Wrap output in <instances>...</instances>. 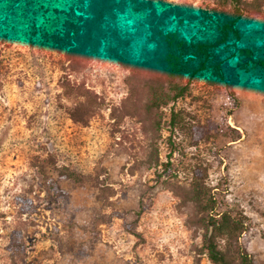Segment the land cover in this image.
Wrapping results in <instances>:
<instances>
[{"label": "rangeland", "instance_id": "obj_1", "mask_svg": "<svg viewBox=\"0 0 264 264\" xmlns=\"http://www.w3.org/2000/svg\"><path fill=\"white\" fill-rule=\"evenodd\" d=\"M246 1L240 37L149 108L174 92L163 35L214 42L229 4L0 0V264H214L220 211L264 264V0Z\"/></svg>", "mask_w": 264, "mask_h": 264}, {"label": "trees", "instance_id": "obj_2", "mask_svg": "<svg viewBox=\"0 0 264 264\" xmlns=\"http://www.w3.org/2000/svg\"><path fill=\"white\" fill-rule=\"evenodd\" d=\"M221 3L229 4L233 15L220 23L219 37L214 42H188L183 36H178L173 32L163 35L165 68L170 82L174 83V92H166L161 87H149L150 97L147 102L149 108L169 104L179 96L184 95L187 85L178 84L176 79L183 78L186 73L193 76L198 70L206 68L207 61L213 57L215 46L226 43L230 37L236 39L240 37L236 24L241 16L248 12L250 2L246 0H221ZM196 57L200 58L199 63L196 68L191 69V61ZM255 62L264 67L263 59H257ZM189 81L190 79L187 83ZM230 94L238 102L235 92L231 91ZM195 198L197 201L200 200L198 196ZM207 200L209 202V199ZM214 206L215 201H212L209 208ZM201 222L205 228L203 234L204 251L207 252L214 264H255L250 253L237 244L240 234L246 229L245 221L242 218L232 215L229 211H220L214 215L203 217ZM219 237L226 240L224 245L218 241Z\"/></svg>", "mask_w": 264, "mask_h": 264}]
</instances>
